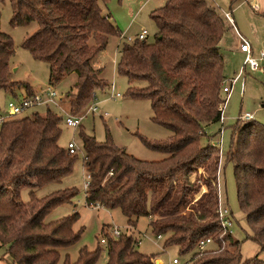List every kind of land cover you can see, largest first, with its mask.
<instances>
[{
    "label": "trees",
    "instance_id": "obj_1",
    "mask_svg": "<svg viewBox=\"0 0 264 264\" xmlns=\"http://www.w3.org/2000/svg\"><path fill=\"white\" fill-rule=\"evenodd\" d=\"M9 1L12 25L37 23L22 46L48 64V83L76 73L65 110L80 113L93 102L96 90L109 84L102 66L94 65L109 36L121 34L109 12L100 0ZM150 16L157 26L154 39L123 41L116 68L129 83L145 82L130 84L126 94L148 98L152 118L171 129L166 140L147 142L166 155L138 158L109 133L99 141L80 130L83 162L89 167L86 204L118 207L131 227L147 216L151 230L165 235L164 246L175 245L178 253L188 254L183 264H264L259 255L264 252V124L238 118L227 151L248 236L260 246L245 259L241 241L221 226L218 217L220 150L212 142L200 141L205 126L220 120L225 79L220 42L232 25L208 0H164ZM14 52L12 36L0 28V87L12 93L35 92L28 81L12 79ZM46 107L0 123V246H6L10 257L5 264H56L60 248L81 236V230L72 228L76 211L45 219L54 207L71 200L75 187L35 194L36 187L68 175L76 159V152L59 142L62 115ZM198 168L203 172L198 174ZM203 184L206 190L198 194ZM23 187L30 188L27 200L20 196ZM202 237L210 242L199 249ZM107 239L104 264H153L151 255L138 250L132 232ZM99 255V246L83 245L75 260L66 254L62 264H95Z\"/></svg>",
    "mask_w": 264,
    "mask_h": 264
},
{
    "label": "rangeland",
    "instance_id": "obj_2",
    "mask_svg": "<svg viewBox=\"0 0 264 264\" xmlns=\"http://www.w3.org/2000/svg\"><path fill=\"white\" fill-rule=\"evenodd\" d=\"M163 2L164 0H100L103 10L109 12L122 35L134 36L145 27L147 29L145 39L148 41L154 39V33L157 30L150 12ZM208 2L219 9L231 10L235 27L231 26L220 42L225 74L222 86L234 76L236 80L232 83L231 92L226 99L223 122L218 120L206 125L205 133L201 135L200 141L216 143L220 136L219 129L222 127L221 145L217 144L220 146V163L217 172L219 200L222 205L228 206L232 211L233 223L230 230L232 235L241 241V254L245 259L258 253L260 246L257 241L248 236L249 226L238 203L233 163L227 158V151L230 147L233 128L237 125L241 112H251L255 120L264 124V59L258 60L262 68L251 69L246 65L243 69L245 53L239 50L242 38L251 44L252 54L257 58L259 50L264 48V0H208ZM11 12L10 1L0 0V28L12 36L15 44V52L10 59L11 77L16 80H26L38 89L49 82L48 64L33 57L22 46V40L37 27V23L32 21L26 25H12ZM122 41L131 42L123 36L111 35L105 48L94 58V65L102 66L101 74L109 84L103 89L96 90L93 100L96 110L93 113L87 111V106L81 111L85 115L80 124L70 126L64 120L63 110L54 104L49 105L62 115L59 142L66 146L69 140H74L78 145L73 170L60 181L49 182L35 188V194L39 197L58 188L75 187L77 189L70 201L54 207L45 218L49 221L78 212L72 228L75 231L81 230V236L73 244L60 248V257L56 264H62L66 254L70 260H75L79 248L83 245L89 249L99 246L100 255L95 264H104L107 259V238L116 236L112 233L113 226H117L121 232H132L138 241V250L151 255L153 264H160L161 259L163 264H173L170 263L172 257L179 258L183 263L188 257V254L178 253L175 245L164 246L165 235L161 234L162 236L157 237V234L151 230L147 216H141L137 224L131 227L118 207H91L86 204L85 181L88 179L89 167L83 162L84 150L79 137L80 130L93 134L99 141L105 140L109 133L116 144L124 146L128 152L142 159L164 157L166 155L164 152L153 148L147 142L166 140L172 133L169 127L152 118L153 111L148 98L126 94L130 84L142 86L145 82L135 80L129 83L126 76L118 73L116 68L119 57L118 48ZM75 74L73 72L53 84L58 93L56 98L62 97L60 104L64 109L67 108L65 99L73 87ZM116 91L120 95L111 96V93ZM14 93L0 87V116L8 112L9 99L22 96V91L19 89H16ZM221 95L222 98L226 96L223 91ZM46 108L45 105H37L11 116H22L31 113L32 110L43 112ZM104 112L107 114H103ZM201 172H203L202 168H198L197 173ZM29 190V187L21 189L20 196L23 200L29 198ZM205 190L206 187L203 184L198 194ZM102 237L105 239L101 240ZM5 249L6 246H0V256H3L0 260L3 264L10 258ZM259 255L264 257V252H259Z\"/></svg>",
    "mask_w": 264,
    "mask_h": 264
},
{
    "label": "built area",
    "instance_id": "obj_3",
    "mask_svg": "<svg viewBox=\"0 0 264 264\" xmlns=\"http://www.w3.org/2000/svg\"><path fill=\"white\" fill-rule=\"evenodd\" d=\"M222 13L224 14V16L226 17L228 22L232 25V27H235V23H234V20L232 18V15H231V10L230 9L229 10H222ZM236 32H238V31L236 30ZM238 34H239V32H238ZM120 35L125 37L127 41L132 42L135 39H138V40L145 39L146 35H147V29L145 27H143L134 36L124 35V34L122 35V33ZM239 50H241L245 53L243 69L245 68L246 65H248L251 69L262 68V66H260L258 63V60L264 59V48H261L259 50V55L257 58L255 56H253V54H252L251 44L247 40L242 38L241 42L239 44ZM235 80H236V76L230 78L222 86V91L225 92L226 96L224 97V99L219 104V109H220V120L219 121L221 123L223 122V117H224L223 111H224L226 99L231 92V86ZM57 95H58L57 90L53 87L52 84L48 83L40 90H37V91L32 92L30 94L22 93L21 97L9 99L7 102L8 112L6 114L0 116V123L5 118L10 117L11 115L18 114V113H20V112H22V111H24L30 107L37 106L40 104H46V105L54 104L55 106H58L61 110H63L64 120H65L67 125H70V126L79 125L81 122V119L84 117L85 114L82 112L71 113V112L66 111L60 104L62 97L56 98ZM118 95H120V93L118 91L111 93V96H113V97L118 96ZM94 110H96V104L94 102H92L88 106L87 111H91L93 113ZM103 114H107V113L104 112ZM238 118L240 120H248V119L253 118V114L251 112L243 111L240 113ZM219 132H220V136L217 139V142L214 143V145L217 146L220 150V146H218L217 144L221 145L222 127H220ZM67 148H68L69 152H76V150L78 149V145L76 144V142L74 140H69L67 142ZM87 185H88V179L85 181V190H86ZM91 207H95V206H91ZM217 212H218V217H219V221H220L221 226L223 228L231 231L230 227L232 226V223H233L232 217H231V210L228 206L222 205L220 203L219 198H218ZM120 232L121 231L117 226L112 227V233L113 234L118 235V234H120ZM160 236H162V235L161 234L157 235V237H160ZM104 239L105 238H103V237L101 238V240H104ZM208 242H210L209 237H202L201 239H199V241L197 243V247L199 249H203L207 245ZM170 263L183 264L180 262L179 258H177V257H172L170 260ZM160 264H163L162 259H161Z\"/></svg>",
    "mask_w": 264,
    "mask_h": 264
},
{
    "label": "crops",
    "instance_id": "obj_4",
    "mask_svg": "<svg viewBox=\"0 0 264 264\" xmlns=\"http://www.w3.org/2000/svg\"><path fill=\"white\" fill-rule=\"evenodd\" d=\"M222 10V9H221ZM120 31V30H119ZM122 33V32H121ZM111 36V35H110ZM110 36H109V38H110ZM115 36H118V37H120L121 35H115ZM109 40V39H108ZM123 42V41H122ZM121 42V43H122ZM108 43V42H107ZM121 43H120V45H121ZM107 45V44H106ZM119 49V48H118ZM103 50V49H102ZM241 51V50H240ZM241 52H243V51H241ZM44 86H40L38 89L37 88H34L35 89V91H37V90H40V89H42ZM40 105H45L46 106V104H40ZM160 258V257H159ZM161 259V258H160ZM156 261H157V259H156Z\"/></svg>",
    "mask_w": 264,
    "mask_h": 264
}]
</instances>
